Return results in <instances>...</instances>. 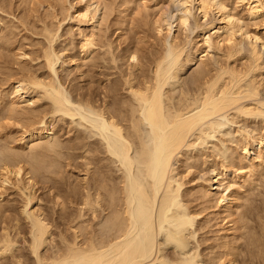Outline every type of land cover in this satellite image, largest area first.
<instances>
[{"label":"rangeland","instance_id":"374dc122","mask_svg":"<svg viewBox=\"0 0 264 264\" xmlns=\"http://www.w3.org/2000/svg\"><path fill=\"white\" fill-rule=\"evenodd\" d=\"M39 1H41L42 3ZM222 1L228 8L232 10L233 13L245 17V9L243 3H241L240 0H222ZM89 2H90L89 0H37V1L36 0H28V1L0 0V6L4 7L3 10L0 9V28L4 29L5 26H12V31H13V33L10 35V36L13 35L12 39H10L12 43H8V45H5V47L2 50H0L2 54V55L0 54L2 56V57L0 56V88H1L0 103H3L4 105L6 102L10 101L9 98H6L2 102L3 99L2 94L4 93L5 94L9 93L10 94L9 97L13 98V95H11L12 80L8 77H6L8 81L4 80L6 79L4 76H6V74L9 72L12 78H14L15 76L21 77L23 74H24L23 77L26 79L33 77L34 75L35 76L40 75L41 77H52V78L57 77L56 81L59 80L61 82L60 85L62 84V87L65 90L63 91L64 93L66 92L65 96L68 99V103H67L68 107H70L71 110H73L76 113V115L73 117L67 115L63 116V114L61 113L60 114L57 113L52 116L51 114H49L51 109L50 102H48L49 104H47V101L49 100L43 99L44 97L42 98V96L39 95L40 93H37L36 91L35 92L29 91L28 93L26 92L23 94V95L32 96L34 100L37 99L36 104L34 103L31 106L39 107L44 111L46 110L45 111L46 115L48 112L49 115L45 116L46 118L44 117L46 119V122L48 123L49 120H51L54 124L53 127H55L53 128V132L55 136L57 137L58 135V138L61 136L59 139L65 141L63 142L64 146H62L63 148L61 149L63 152H65V154L61 152L63 157L61 153L59 155V157L61 158V159L59 158V162L61 161L60 162L61 166L60 165L59 166L61 168L58 167L60 171V172L58 171V174L59 173L60 174L59 177L56 176L59 179H56L57 181L55 185H57L58 187L59 182H60L59 183L60 186L64 185L61 187L59 186V190L62 193L60 194L62 196L64 195V197H67L66 203H68V201L71 199L72 204L64 203L65 205L62 207L61 210L58 209V207L56 208L53 205L54 203L53 198L50 197L52 196L53 193L52 189L49 190L46 188L47 189L46 190L44 188V189H40L41 191H38L39 188L38 190L36 189L37 187H39L40 184L38 185L36 184L35 186L37 187L34 186L36 189L35 188L30 189V192L36 193V195H40L41 200L38 203H36V201L33 200L31 201L32 203L30 202V204L29 205L27 204L26 206L25 205L26 198L22 195L23 194L26 195V193L28 194V192L25 190H20V189H24L20 175L17 176L15 179L13 178L14 179L13 181L10 180L9 183H7L8 181L4 183L0 180V185H1L0 187H2L0 188L1 191L0 195L2 196L0 197V199L2 198L1 199L2 201L0 200V204H1L0 226L3 227V225H7L12 227L13 225L16 224V221L14 219L16 218V220H18L17 225L19 226H17L16 229L11 228L12 231L14 230L13 232L11 231V229L9 231L10 234L12 233L11 236L13 237L14 241L15 242L17 241L16 242L17 247L15 246L16 248H14V251H16L15 253L19 254V252L22 250L20 253L23 255L22 256L23 264L24 262L25 264H34L31 254L28 255L29 254L27 249L28 245L26 246V244L28 243H24V239L29 240L28 237L30 238V235L28 228L29 223L26 221V219H24V213H23L24 211L22 212V209L30 210L35 208L38 204L42 206L43 212L45 213L47 212L46 214L50 215V217L53 218L54 217L56 218L57 217L56 215H58L59 213L61 214L62 211L63 212L62 214H65L64 216H66V218L63 217V218H58L60 220L57 219L53 221L51 220V222L53 223H50L51 226L53 227L52 232L55 238L54 240L56 244L61 246L63 242L61 244L59 243L64 240L63 239L64 236L68 240L73 237L74 232L72 230L76 227L77 224L81 225V226L79 225L81 229L79 228L78 234L81 235L82 233L83 237L81 236V238L83 239L84 238L88 239L91 235L92 237L94 236L93 238L94 240L95 237L98 238V240L100 239L102 240L104 238L106 239L112 236V234L114 233V228L112 226L111 220L115 212L119 208L121 209V207L123 208L124 206L125 207L127 206L128 209H130L129 211L127 209L129 213L128 216L130 217L133 216V218L130 220L131 224H133V233H132L133 238L134 239L137 238V240H139L138 238H140V236L143 235L142 237L144 238L147 234H149L150 237L153 238V242H154L153 253H156L157 249L159 248L162 250L161 253L158 254L155 260L156 264H162V263L179 264V262L189 259L190 260L193 259L194 261L191 263L187 262V264H227L228 263L227 260L230 258V256L233 255V253L235 255L234 256L235 260H237L235 261L234 264H242L244 261L245 262L243 264H264V254H261L262 251H264V200H263L264 171L260 173L262 177H259L261 175H259V172L257 170L251 173L252 176L250 174H246L243 177V174L247 172L246 171L247 169H245L244 167L242 169V166H244V164L247 163V160L249 158H252L257 154H256V150L255 151L249 150L250 148L248 146H247V150L249 152L248 154H246L244 150L240 148L241 147L240 142L242 144H245L243 142L246 132L249 133L250 131V133H264L263 115L252 118L239 117L236 120V123H228V122L223 123L222 127H220V130L218 129L215 132H211L208 138L206 136L204 139L202 138L201 139L202 141L200 140V142L199 140L194 141L193 144H191V146L187 147V145L186 146L184 145L180 153L172 157L171 166H173L174 172L172 171L173 173L170 174L171 170L170 171L169 169L167 170L166 175L163 178L164 179L163 184L161 183L162 185H160L159 187L160 190L158 189L157 194H154L155 195L154 208L152 206L153 208L152 216L154 219L153 229H150L149 225L145 224L143 221L145 218L142 219V217L145 216L143 215L144 213L141 214L142 212H140L141 211L140 204L144 205L142 201L144 202L145 200L140 198V196L138 195L140 193V190H142V188L145 187L146 185L145 183L147 182L148 185L149 182H151L152 180L151 178H148L145 168L144 171L143 169L140 168L142 165L138 163L139 161L138 153L140 151L141 146H146V147L152 146L151 145L152 134L150 128L148 126L142 127L143 134L141 137L143 139L141 138V141L143 142L140 143L137 140L135 141L136 143L130 152V156L135 162L132 165L131 169H129L131 165L128 164L129 165L128 167V165H126V162H124V159H121L122 157H120L116 153L114 154V152L110 153L112 149L110 148L108 142L109 141L108 137L109 136L111 137V135H109L110 133L106 134V131L101 132L98 129H96V127L94 128L93 125L95 126V124L93 123L94 122L96 123L98 121V118L92 112L91 113L86 112L87 111L86 109L84 111L82 106L83 105L82 101L85 99H89L93 106L100 105L103 102V100H106V88L109 89V87L111 86L112 87L110 88L111 90L115 91L116 89V96H114L113 100L110 99L113 103L112 105L113 108L115 110L117 109L121 110L124 108V112H125L124 114H126L128 112L130 102L136 105V102L132 99L125 85V79L127 78L128 74L131 73L132 76L134 74V77L137 76V78L139 79L143 76L150 77L153 73L152 61L154 62L156 58H163V57L164 59L165 57L166 59H168L167 53H169V48L167 47L168 44L171 43L170 41H172L173 39L175 43L180 44L181 42L180 45L188 42L187 45L184 44L186 46L185 47L186 53L189 52L188 56L192 57L193 60L189 61L188 63L187 62L185 63V59L183 60L185 56L182 57L183 61L182 60L181 61L183 67L178 72L180 74H177L176 80L175 78L173 80H170L171 79L170 78L169 85L171 87L169 88L168 85L166 88L170 94L172 93L171 95L174 97V99L177 98V94L178 91L180 90L179 88L180 86L182 89L190 88L194 90L196 88L195 84L197 85V83H195L197 81V78L195 76L199 69L206 71L205 69L208 68L207 69L208 72H211V70L212 72H214L215 68H217V65L222 64V62L223 63L225 62L224 54L226 53L227 50L226 43L222 44L219 50L211 48L208 50V52H205L204 51L205 46L202 43V41H200L201 38L198 37V32L201 28L202 29L204 28L203 32L206 35L213 33V26L218 22L217 14L213 11H210L205 18H202L197 13V11L192 10V14H190L187 24L182 27V26H178L177 23L172 20V17L177 10L176 9L177 3L174 2V0H102L101 3L102 7L99 8V13L101 14L100 18L102 19L98 20V26L96 28L97 41L95 42V46L93 47L95 50L93 49L94 52L92 51L91 52L92 54L90 53V55L89 56L87 55L88 56L87 57L84 51L80 47L82 34L80 33L79 35L78 28H76L77 27L76 23L73 20L77 16L78 11L83 9V7ZM52 9H54L55 11H53ZM162 20H165L166 22L168 21L171 27L170 29L171 31L168 32L167 29H164V27L161 26V24L164 23L162 22ZM244 25L249 34L257 33L260 36V38L262 39L264 38V17H260L256 21H250L245 19ZM159 26L163 27L162 32H158L161 29ZM44 29H46V31L49 29L48 33H51V36H48L46 34L47 32L46 33L44 32ZM82 31L83 33L89 32V29L88 27H84ZM235 38L236 41L238 42L237 48H239V56L242 57V59L238 60L236 64H240V63L242 64V62L244 63L249 56V47H250L249 39L245 37L242 38L239 33L236 34ZM50 45L52 46L51 49H49ZM239 45H241V47L243 48H240ZM256 45L259 53L262 55H260L261 66L259 71H257V73L255 74V76L258 81L260 79L262 80L259 81L262 84L261 87L259 88L260 93L258 94V96L241 100L240 104L243 103V105L244 103L245 105H248V104H252L251 102L255 103L257 101L260 103H264V80H263L264 79V48L260 46L258 41L256 42ZM47 48L52 51V52L50 51L52 56L55 55L54 57L56 56L58 57L57 58L58 60L56 59V62H54L55 64H53L54 72L57 70L56 71L57 76L55 74L53 75V71L49 72L48 70H46L47 68L43 63L42 52L44 51L43 49L48 50ZM20 51L22 52L24 51L25 56L27 54L28 55L26 57L25 56L22 57L20 55L22 52ZM199 52H201L200 55H203V58H196V55ZM132 54L136 56L135 60L134 59L132 60V58L130 57V55ZM18 55L21 56V58ZM18 58L19 60H17ZM37 58L40 60H38ZM239 61L241 62L239 63ZM135 67L137 70L135 69ZM9 80L11 81V83ZM108 80H110L109 81L110 83H108ZM170 81L173 82L172 85L170 84L171 83ZM178 88L179 90L175 92V90H177ZM8 106H10V104ZM1 110H2L1 115L4 114V116H1L0 119V124H1L0 129L2 128L0 130L1 132L0 141L3 142L4 140H6L8 136L7 140L11 139L10 140L11 144L14 146L16 145V147L19 148V146H22L23 145L22 143L24 142V140H22V137L24 135L23 133L24 128H21L22 126L21 124H19L21 126L17 125L18 123L16 119L12 120V118L11 119L8 118L6 122L5 120L7 119L6 116L8 115L7 113L8 110L7 108H3ZM8 121H11L12 123ZM244 121L246 125L248 124L247 126H244L245 124ZM15 125L16 127L17 126L18 127L16 128ZM237 130H239V132L241 134L243 133L244 135L243 134L240 135V133ZM76 136L78 137L76 138ZM18 138L20 139L18 140ZM234 141L236 142L234 143ZM238 144L240 149H238ZM0 145H2L1 142ZM76 145L77 147L79 146L78 149H76L77 148L75 147ZM235 145L236 147L234 148ZM85 150L87 151V153L85 152ZM262 150H264V146ZM231 152L233 156L235 155L234 158L232 157ZM222 156L226 157V159ZM62 158H64V160ZM68 158L71 159L68 160ZM204 158L206 159L204 160ZM231 159L234 160L236 159L235 160L236 167L234 166L235 168H237V171L235 172L236 177L233 178L232 175H229V178L231 180L229 184L228 182H224L223 187H220L219 189L216 188V185H213L212 188L213 192L211 194L209 192L210 195L207 193L210 196V198L208 195H206L208 199L206 197L205 198L203 197L205 201L204 200L202 201L201 198L199 197L202 192L201 187L204 188L208 186L209 183H210L209 185H211V183L214 184V179H212V176L214 173L213 171H215L214 170L215 167L218 168L217 166L220 165V163H225L227 166L229 165ZM67 160L69 163L67 162ZM64 162L65 163L67 162L66 166H63L65 165ZM88 162L91 163L90 167L88 166L89 168L85 167L87 166L86 164ZM67 164L69 165V167ZM143 172L146 175H144ZM99 176L101 178H99ZM35 177L36 179L37 178L40 179L38 175H36ZM256 177H259L260 179H257ZM242 178H244V180ZM94 179L96 180L95 183H93ZM149 179L151 180L148 182ZM175 179L178 182H180L182 185L177 187ZM254 179L257 180L255 181ZM83 181H85L84 185L85 184L90 185L92 183L91 185H96L101 187L100 190H102L103 198L105 197V201L104 199L102 201V207H106V209L102 210V208L97 207L98 216L96 219H92V221L91 219H89V217L87 218V216L81 219L78 218L81 221H79L76 217V215H78L79 213L78 209L80 208L79 204H77L78 203L77 201H79L80 199L79 191L81 192L82 187L84 186ZM50 183L51 182H49V185ZM135 183H138V185L140 184L141 189H139L138 187L139 190H137V186L136 188L133 189V187L135 186L132 187V185H134ZM235 186L242 187V189L238 191L239 193L237 192L238 198L236 200V203L238 208H236L235 210V216H233L234 218L230 216L227 217L226 220V218H224L225 215H223L225 213L221 211L223 213L222 214L219 211L220 209H217L218 204L215 200H217L221 196V194L223 195L225 193L227 194L231 189L235 188ZM150 187L151 186L149 187L147 186V188H145V190L147 189L146 191H148V195L150 192L154 193L152 191V189L154 190L153 184L152 187L151 188ZM223 188H226L225 189L226 191L223 190ZM21 191H24L23 194ZM69 191L71 192V194L73 191L72 196L70 195ZM74 191L75 193L76 192L77 193L75 194ZM111 191L114 194L113 201L115 202L113 203H116L114 204L115 205V207H113L114 209L112 207L111 209L110 207L109 208L107 207V203H109L107 200L109 198L108 196ZM241 192L242 193L244 192L243 195ZM116 193L117 195H115ZM152 193H150L151 197L153 195ZM170 193L172 194V196L175 197V199L173 197L171 198L172 200H174L176 206L172 204L171 205L172 207L171 206L169 207L171 209L169 210L168 208L169 211L166 214L164 213L167 216V221H164L166 218L163 220L164 221L162 223L163 225L160 224L161 226L159 230L157 228V226L159 227L158 225L159 222L157 223L156 221L161 211L159 209L164 208L163 206L165 205H162L163 201H165L164 197H166L168 194L171 196ZM77 194L79 195L77 196ZM69 195L71 196V198ZM239 196L241 198H239ZM253 197H255L256 199L255 201ZM50 198L52 200H50ZM74 198L76 201L74 200ZM126 202L127 204L129 202V204L128 205L125 204ZM24 205L27 208H25ZM143 207L144 206H142V210L144 209ZM145 207L148 208V205L145 204ZM192 210L193 212H195L193 215L190 214ZM242 211L243 213L246 212L247 215L240 217L239 213ZM150 212L151 211H149V213ZM164 214L163 216H165ZM181 216L186 217L191 224L188 226V229H190L192 233L190 235L189 244L186 247V249L184 250L176 249L175 247L176 245H173L172 243L173 240L170 241L171 244L169 243V247L165 244H161L162 242H164V240H167L166 239L167 234H170L171 232L174 234V231L176 230L175 222L173 223V219H175L174 217H181ZM70 217L72 220L70 219ZM228 218H231L232 222L234 221L233 224L234 223L235 224L234 225L231 224L232 222ZM64 219L65 220L68 219V220L65 221ZM242 219L245 224L243 223ZM56 220L57 222H55ZM168 221H170L171 224ZM83 224L86 229L85 231ZM238 225L240 226L239 229H238L239 227ZM243 225L246 226L244 227ZM1 227H0V232L2 231ZM235 227L237 228V231L234 230ZM82 229L83 232L80 231ZM245 230L247 233L245 232ZM16 231H18L19 233L21 231L22 232L15 237V234L13 233L14 232L16 233ZM249 231H254V234L253 232H249ZM60 235L61 238L63 237L62 238L63 240L60 239ZM233 236H235L234 237L235 239L233 238ZM230 239L233 240L231 241ZM253 239H259L258 243L256 244L253 243ZM225 241H228V244ZM222 242L226 244L224 245ZM229 243L234 244V247L232 245L230 246ZM220 246L221 247L230 246V248L227 247V249H225V248H221ZM46 248H47L46 252H49L50 246H47ZM221 249H223V251ZM229 249L233 250V251L230 250L232 255L229 254L230 252L228 251ZM225 252H227V255ZM6 256L0 258V264H13L14 258L11 259L12 258L11 256L9 255ZM225 258L227 263H225ZM214 259L217 262H215ZM218 260L219 261L222 260V261L218 263L219 262Z\"/></svg>","mask_w":264,"mask_h":264},{"label":"bare ground","instance_id":"6f19581e","mask_svg":"<svg viewBox=\"0 0 264 264\" xmlns=\"http://www.w3.org/2000/svg\"><path fill=\"white\" fill-rule=\"evenodd\" d=\"M89 1L90 2L87 3L83 7V9L78 11L77 16L73 20L76 23V26H77L76 28H78L79 35H80V33L82 34V40L80 41L81 42L80 47L84 51L86 56L87 55L89 56L90 53L94 49L93 47L95 46V42L97 41L96 28L98 26V20L102 19V18H100L101 14L99 13V8L102 7L101 6L102 0H89ZM39 2H41V1H39ZM174 2L177 3V8H176L177 10H176V13L173 15L172 20L174 22H176L178 26L183 27L187 24L189 16H190V14H192V10L197 11V13L202 18H205L210 11H213L217 14L218 22L216 24H214V26H213V33L206 35L203 32L204 28L203 29L201 28L200 29L201 31L199 30V32H198V37L201 38L200 41H202V43L205 46V50H204L205 52H208V50L211 48L219 50L220 47L222 46V44L226 43V47H227L226 49L227 50H226V53L224 52L225 53L224 54L225 62L224 63L222 62V64L217 65V68H215L213 66L215 68L214 72H212V70L210 68L209 69L211 70V72H208V70H207L208 68L205 69L206 71L198 68L199 70L197 71L196 76H195L197 78V81L195 80L196 81L195 83H197V85L195 84L196 88L195 89L193 88L194 90H192L190 88H188V89L183 88L182 89L180 86L179 87L180 90H179V88L177 90H175V92H177L178 90L179 91L177 94V98L174 99V97L171 95L172 93L170 94L166 88L169 85V79L171 78L170 80H173L175 78V80H176L177 74H180L178 72L183 67L182 61L185 59V63L186 62L188 63L189 61H192L193 58L188 56L189 52L186 53V48H185L186 46L184 44L187 45L188 42L180 45L181 42H180V44L175 43V41L173 39L172 41H170L171 43H169L170 45L168 44V47H167V48H169V53H167L168 59H166V57L164 59V57H163V58H156V60L154 62L152 61L153 73L150 77L143 76L139 79V78H137V76L134 77V74H133V76L131 75V73L128 74L127 78L125 79V85L127 87V91H129L132 99L136 102V105L130 102L129 109H128V112L126 114H124L125 113L124 108L121 110L120 109L115 110L113 108V106H112L113 103L110 99L113 100L114 96H116V89H115V91L111 90L110 89V88H112L111 86L109 87V89L106 88V100H103V102L100 105L93 106L89 99H85L82 101V104H83L82 106H83L84 111L86 109L87 110L86 112H89V113L92 112L98 118V121L96 123L95 122L93 123V124H95V126L93 125V127L94 128L96 127V129H98L101 132L106 131V134L110 133L109 135H111V137L108 135L109 136L108 137L109 138V141H108L109 146H110V148H112L110 153L114 152V154L116 153L117 155L122 157L121 159H124V162H126V165H128V164L131 165L129 169H131L132 165L135 162L130 156V152L136 143L135 141L137 140L140 143L143 142V141H141V138H142L141 136L143 134L142 127L148 126L150 128V131L152 134V136H151L152 137V143H151V140H150V143L152 146L146 147V146L140 145L141 148H140V151L138 153V155H139L138 156V158H139L138 163L140 165H142L140 168L143 170L145 168L146 173L148 175V178L152 179V180L149 179L148 182L150 180H151V182H153V183L149 182V184L151 183L150 185L149 184L147 185V182L145 184L148 187L149 186L152 187V184H153V187H154V190L152 189V191L154 193L150 192L153 194L152 197H151L150 193H149L150 196L148 195V191H146L147 189L145 190V188H147L146 185H145V187L142 188V190H140V193L138 194L140 196V198H142L146 201V202L142 201V203L144 205L140 204L141 205V207H140L141 211L140 212H142L141 214L144 213L143 215H145V216L142 217V219L145 218L143 221L145 224L149 225L150 229H153V220L154 219L152 216V212H153L152 210L154 208V202H155L154 201V199H155L154 194H157L160 185L163 184V181H164L163 178L165 177L167 170L168 169H169V171L171 170L170 174H172L174 172V168H173V166H171L172 157L178 155L180 153L182 147H184V145L185 146L187 145V147H188V146H191V144H193L194 141L199 140V142H200V140L202 138L204 139L206 136L208 138V136L211 132H215L218 129L220 130V127H222L223 123H226V122L236 123V120L239 117H243V118L251 117L252 118V117H257V116H261V115L264 116V109H263L264 103H260L257 101L255 103L251 102L252 104H248V105H245V103H244V105H243V103L240 104L241 100L256 97L260 93L259 88L261 87L262 83L259 81L261 79L258 81L256 79L255 74L260 69V66H261L260 65V63H261V60H260L261 56L260 55H262V54L259 53V51L257 49L256 42L258 41L260 46L264 48V40H263L264 38L263 39L260 38V36L257 33H254V34L250 33L249 34L245 25H244V21H245V19L250 20V21H256L260 17H264V0H240V2L243 3L244 9H245V17L243 16L244 18L239 14L233 13L232 10L230 8H228L223 3L222 0H174ZM3 8H4L3 6H0L1 10H3ZM52 10L55 11L54 9H52ZM162 22H164V23L161 24V26H163L164 29H167L168 32L171 31L170 30L171 27H170L168 21L166 22L165 20H162ZM157 25H160V24H157ZM84 27H88L89 32L83 33L82 30ZM163 27H160L161 29L158 32H162ZM48 30L46 31V29H44V32L45 33L47 32L46 34L48 36H51V33H48ZM12 33H13L12 26H5L4 29L0 28V50H2L5 47V45H8V43H12L10 41V39H12V36H13V35L10 36ZM238 33L240 34V36L242 38H244V37L248 38L249 39V45H250L249 56L245 60L244 63L242 62V64L240 63L241 61H239L240 64H236L238 62V60L242 59V57L239 56V48H237L238 42L236 41V38H235L236 34H238ZM55 38H57V37H55ZM196 40H198V39H196ZM52 43H53V41H52ZM227 44H228V46H227ZM239 46H240V48H243V47H241V45H239ZM10 47H12V46H10ZM51 47L52 46L50 45L49 49H51ZM7 48H9V47H7ZM43 50L44 51L42 52L43 53L42 58H43V63L45 64V67L47 68L46 70H48L49 72L53 71V75L55 74L57 76V74H56L57 70L54 72V69H53L54 65L53 64H55L54 62H56V59L58 57L57 56L54 57L55 55L52 56V54L50 53L51 50H49V51L45 50V49H43ZM7 51H8V49H7ZM18 51H19V49H18ZM20 52H22V51H20ZM200 53L201 52H199L196 55V58H203V55H200ZM0 54H1V52H0ZM240 54H241V52H240ZM20 55L22 57H24L25 52L23 51ZM207 55H208V53H207ZM14 56H15V54H14ZM21 56H19V57L21 58ZM183 56H185V57L182 60ZM130 57L132 58V60L136 59V56L134 54L130 55ZM17 60H19V58ZM38 60H40V59H38ZM136 64H138V63H136ZM206 64H207V62H206ZM205 66H207V65H205ZM205 66H203V67H205ZM135 69H136V67H135ZM23 75L21 77L15 76L14 78H12L11 74L9 72L6 74V76H4L5 78L8 77L12 80L11 95H13V98L9 97L10 96L9 93L8 94L4 93L5 95L2 94L3 95L2 96V98H3L2 102L6 98H9L10 101H8L9 103L6 102L4 105H3V103H0V110L3 108H7L8 115L6 116L7 119L5 118L6 122H7L8 118L9 119L12 118V120L16 119V121L18 123L17 125H19V124L22 125V126L21 125H19V126H21V128H24L23 129L24 135L22 137V140H24V142L22 143L23 145L19 146V148H18V147H16V145L14 146L11 144V142H10L11 139H8L9 141L7 140L8 136H7L6 140H4V138H3V140H4L3 142L0 141L2 144V145H0V149H1L0 150V154H1V157H0V180L4 183H6L7 181H8L7 183H9L10 180L13 181L17 176L20 175L21 180H22V184H23V188H24V189H20V190H25L28 192V194L26 193V195H25V194H23L24 191H21L23 194L22 196H24L26 198V200H25L26 206H27V204L29 205L30 202L33 200L36 201V203H38L41 200L40 195H36V193L30 192V189L37 187V186H35L36 184L37 185L40 184L39 187H37V189L35 188L36 190H38V188H39L38 191H41L40 189H44V188L45 189L47 188L49 190L52 189L53 193L51 191L52 196H50V197H52L54 200L53 205L56 208L58 207V209L61 210L62 207L65 205L64 203H66L67 197H64V195L63 196L61 195L62 193L59 190V186H60L59 183L60 182L58 183V187L55 184L57 181L56 179H59L58 177H59L60 173L58 174V171H59L58 167L61 166L60 165L61 161L59 162V158H60L59 155L61 152H63L61 149L63 148L62 147V146H64L63 142H65V141L64 140L62 141L59 139L61 136L59 138H58V135H57V137L55 136V134L53 132V128H55V127H53L54 124L51 120H49V122L47 123L45 116H48L49 114H51L53 116L57 113H59V114L61 113V114H63V116L67 115V116L73 117L76 115V113L73 110H71L70 107H68V104H67L68 99L65 96L66 92L64 93L65 90L62 87V84L60 85L61 82L59 80L56 81L57 77H53V78L52 77H41L38 74L39 76L34 75L33 77L26 79L23 77ZM28 77H29V74H28ZM258 79H259V77H258ZM4 80L8 81L7 78ZM109 81L110 80H108V83H110ZM10 83H11V81H10ZM172 83L173 82H171L170 84L172 85ZM168 87L170 88L171 86L169 85ZM0 90H1V88H0ZM29 91H31V92L36 91L37 93H40L39 95H41L42 98L44 97L43 99L49 100V101H47V104H49L48 102H50V105H51L50 112L51 113L49 112V114H48V112H47V115H46V113H45L46 110L44 111L43 109H40L39 107H32L31 105H33L34 103L36 104L37 99L34 100V98L30 95H23L24 93H26V92L28 93ZM172 91H173V89H172ZM174 95H175V93H174ZM9 104H10V106H8ZM47 104H44V105H47ZM121 104H122V102H121ZM114 105H115V103H114ZM40 107H41V105H40ZM120 108H121V106H120ZM1 112H2V110L0 111V119H1V116H4V114L1 115L2 114ZM8 122H11V121H8ZM244 123H245V121H244ZM247 125H246V123L244 124V126H247ZM6 126H7V124H6ZM0 127H1V124H0ZM15 127H16V125H15ZM237 131L239 132V130H237ZM240 131H242V130H240ZM242 134L240 133V135H242ZM77 137L78 136H76V138ZM19 139L20 138H18V140ZM144 139H146V138H144ZM1 140H2V138H1ZM71 142H73V141H71ZM235 142L236 141H234V143ZM237 143H239V142H237ZM243 143H245V144H242L240 142V146H241L240 148H242L246 154L249 153L247 150V146L250 148L249 150H253V151L256 150V154H257L254 157L249 158L247 160V163L244 164V166H242V169H243V167L245 169H247L246 173L243 172L244 173L243 177L246 174H250L252 176L251 173H253L256 170L259 172V175H261L260 173H262V171H264L263 170L264 169V150H262L263 146H264V133H250V131H249V133L246 132L245 136H244V142ZM72 146H71V148H72ZM229 146H230V144H229ZM75 147H77V145ZM235 147H236V145L234 146V148ZM261 147H262V149H261ZM78 148H79V146L76 149H78ZM240 148H239V144H238V149H240ZM69 149H70V147H69ZM73 149H75V148H73ZM85 152L87 153L86 150H85ZM63 153L65 154V152H63ZM66 153H67V151H66ZM61 155H62V153H61ZM231 155L234 158L235 155L233 156L232 152H231ZM62 157H63V155H62ZM222 157H224V156H222ZM224 158L226 159V157H224ZM62 159L64 160V158H62ZM70 159L71 158H68V160H70ZM205 159L206 158H204V160ZM68 160H67V162H68ZM235 160L231 159L229 162V165H227V166L225 163L219 162L220 165L217 166L218 168L215 167V169H214L215 171H213L214 173H213L212 179H214V184L211 183V185H209L210 184L209 183L208 186H206L204 188L201 187L202 192H201L199 197L201 198L202 201L204 200L206 195L209 194V192H210V194L213 192V189H212L213 185H216V188L219 189L220 187H223L224 182H228V184H229V182L231 181L229 178V175H232L233 178L236 177L235 172L237 171V168H235L236 167L235 166V163H236ZM224 161H226V160H224ZM66 163L63 166H66ZM91 163H92V161H91ZM91 163L88 162L86 164L87 166H85V167L89 168ZM129 165H128V167H129ZM68 167H69V165H68ZM57 168H58V170H57ZM238 171H240V170H238ZM35 174L38 175V177L40 179H38V178L36 179ZM143 174H144V172H143ZM144 175H146V174H144ZM263 175H264V173H263ZM56 176H58V177H56ZM259 177H262V175ZM259 177H256V178L260 179ZM99 178H101V177L99 176ZM242 179L244 180V178H242ZM101 180H103V179H101ZM95 181L96 180L94 179L93 183H95ZM49 182H51L52 184L50 183V185H49ZM175 182H176L177 187L182 185L176 179H175ZM84 183H85V181H83V185H84ZM87 184H88V182H87ZM91 184L90 185L85 184L84 186L82 185L83 186L82 190H81V192L79 191L80 199H79V201H77L78 202L77 204H79L80 208L78 207L79 213L77 211V213H78V215H76L77 219L78 218H80V219L85 218V216H87V218L89 217V219H91V221H92V219H96L98 216L97 207L102 208V210L106 209V207H102V201H103V199L105 201V197L103 198L102 190H100L101 187L96 186V185H91ZM102 185H104V184H102ZM61 186H64V185H61ZM133 186H135V187H133ZM136 186H137V190L141 189L140 184L138 185V183H135L134 185H132L133 189L136 188ZM239 186H242V185H239ZM239 186L238 187L235 186V188L231 189L227 194L225 193L224 195L219 192L221 194L220 197L218 196L220 199L218 198L217 200H215L218 204L217 209H220L219 210L220 212L222 211L223 213H225V214H223L221 212L223 215H225L224 218H226V220H227V217L235 216V210H236V208H238L237 203H236V200L238 198L237 192L242 189V187H239ZM138 187H139V189H138ZM0 188H2V187H0ZM74 189H76V188H74ZM225 189L226 188H223V190H225ZM61 190H62V188H61ZM201 190H199V191H201ZM219 191H221V190H219ZM69 193L72 196L73 191H72V194L70 191H69ZM74 193H75V191H74ZM103 193H104V191H103ZM243 193H242V195H243ZM78 195L79 194H77V196ZM113 195L114 194L111 191L109 196H108L109 198L107 200L109 202V203H107V207L108 208L110 207V209H111V207L112 208L115 207L114 204H116V203H113V202H115V201H113ZM115 195H117V193ZM165 195H167V194H165ZM212 195H214V194H212ZM71 196H70V198H71ZM0 197H2V196L0 195ZM171 197H173L175 199V197L172 196V194H171V196L168 194L166 197H164L165 199L163 198L165 201H163L162 205H165V206H163L164 208L160 207L161 209H159V210H161V211H160L159 216L157 217L158 219L156 220L157 223L159 222L158 223L159 227L156 224L158 229L160 228L161 225H163L162 223L164 221H167V216L165 214L171 209L169 207L172 204L174 206H176L174 200H172ZM249 197H248V199H249ZM209 198H210V196H209ZM239 198H241V197L239 196ZM21 199H24V198H21ZM142 199H140V200H142ZM253 199H254V201L256 200L255 197H253ZM50 200H52V199L50 198ZM74 200H75V198H74ZM218 200H219V203H218ZM70 203L72 204L71 199L66 204H70ZM125 204H127V202ZM128 204H129V202H128ZM145 204L148 205V208L149 207L150 208L148 209L147 207H145ZM25 205H24V207L27 208ZM142 206H144L143 208L144 209L146 208V209L142 210ZM152 206H153V208H152ZM126 207L124 206L123 208L121 207V209L119 208L115 212V214L111 220L112 226L114 228V233L112 234V236H110L106 239L104 238L102 240L100 239L102 237L99 238L100 240H98V238L95 237V240H94L93 239L94 236L92 237V235L90 234L91 236L88 239L87 238L83 239V238H81L82 233H81V235L78 234L79 228L81 229V227H80L81 225L79 224L80 225L79 226L77 224L76 227L72 230L74 232V235L71 239L68 240L64 236V238L62 237L64 239L63 240L61 238V235H60V239L63 240V241H61L59 239L61 241V242L59 241L60 242L59 244H61L63 242V244L61 246L56 244V242L54 240L55 238H54V235L52 232L53 227L51 226L50 223H53V222H51V220L52 221L55 219L60 220L58 218H63V217L66 218V216H64L65 214H62L63 212L61 211V214L57 213L58 215H56L57 216L56 218L50 217V215L46 214L47 212L46 213L43 212L42 206H40L38 204L35 208L30 209V210H26L24 208L26 211L22 209V212L24 211L23 212L24 213V219H26V221L29 223L28 228H29V235H30V238L28 237L29 240L24 239V243H28V244H26V246L28 245L27 249H28L29 254L28 253L27 254L28 255L31 254L33 261H34V264H156L155 260L158 256V254L161 253L162 250L159 248V249H157L156 253H153L154 242H153V238L150 237L149 234H147L144 238L142 237L143 235L140 236V238H138L139 240H137V238L136 239L133 238V236H132L133 224H131V221H130L133 218V216H131V217L128 216V214H129L128 211L130 209H128V207L127 208ZM210 207H212V206H210ZM210 207H208V208H210ZM168 208H169V210H168ZM127 209H128V211H127ZM162 209H164V210H162ZM256 209H257V207H256ZM85 210L88 212H86ZM149 211H151V212L149 213ZM220 212H218V213H220ZM53 213H54V211H53ZM194 213L195 212H193V210L190 212V214H192V215ZM71 214H73V213H71ZM163 214L165 216H163ZM239 215H240V217H243L247 214H246V212L243 213V211H242L239 213ZM73 216H75V215H73ZM174 218L175 219H173V223L175 222V225H176L175 227H176L177 232L175 230L174 234L172 232H171L172 234L170 233L171 235L167 234V238L165 237L167 240H164V242H162L161 244H165L169 247L170 241L173 240L174 242L172 241V243H173V245H176L175 246L176 249L184 250V249H186V247L189 244L190 235L192 233V231L190 229H188V226L191 224H190V221L184 216L174 217ZM231 218H228V219L232 222ZM68 219H66V220H68ZM70 219H71V217H70ZM80 219H78V220L81 221ZM235 219H233V220H235ZM239 219H241V218H239ZM243 219H242V221H243ZM14 220L16 221V224L13 225L12 227L7 226V225H3V224H2L3 227L0 226L2 228V231H1L2 233L0 232L1 233L0 234V258L5 257L6 255H9L12 257L11 259L14 258L13 264H23V258H22L23 255L20 253L22 250L19 252V254L15 253L16 251H14V248L17 247L16 246L17 241L16 242L14 241L13 237L11 236L12 233L10 234V232H9L11 228L16 229V227L19 226V225H17L18 220H16V218ZM57 220L55 222H57ZM82 221H84V220H82ZM76 222H78V221H76ZM168 222L170 223V221H168ZM233 222L231 224H233ZM243 223H244V221H243ZM134 224H135V222H134ZM83 226H84V224H83ZM235 228H234V230L237 231V228L236 229ZM239 228H240V226L238 227V229ZM12 229H11V231H12ZM248 229H249V227H248ZM85 230L86 229L84 226V231ZM250 230H252V229H250ZM18 231H16V233L15 232L13 233V234H15V237L18 236L22 232L21 231L19 233ZM80 231L83 232V229ZM245 232H246V230H245ZM249 232H253V234H254V231H249ZM166 233H167V231H166ZM248 235H249V233H248ZM21 236H22V234H21ZM156 236H158V235H156ZM235 236H233V238ZM247 238H249V237H247ZM248 240H250V239H248ZM231 241H229V242H231ZM258 241H259V239H253V243H255V244L258 243ZM225 242H227V244H228V241H225ZM231 245L234 247V244H230V246ZM47 246H50V248H51V249L49 248V250H50L49 252H46ZM230 246L229 247L227 246V247L230 248ZM227 247L222 246L221 248L227 249ZM164 248H166V247H164ZM231 249H229L228 251H230ZM221 250L223 251V249H221ZM231 251H233V250H231ZM231 251L229 252V254L232 255ZM234 251H235V249H234ZM227 252H225L226 255H227ZM236 254H237V251H236ZM261 254H264V251H262ZM212 255H213V253H212ZM234 256H235L234 253L232 256H230V258L228 256V258H229L227 260L228 263L226 262L227 257L225 256L226 257L225 263L234 264L235 261H237V260H235ZM219 258H221V257H219ZM193 261H194L193 259L192 260H190V259L189 260H183V261L179 262V264H187V262L191 263ZM220 261H222V260H220ZM220 261L218 263H220ZM215 262H217V261L215 260ZM24 264H25V262H24Z\"/></svg>","mask_w":264,"mask_h":264}]
</instances>
